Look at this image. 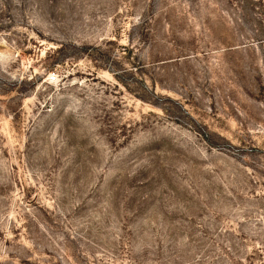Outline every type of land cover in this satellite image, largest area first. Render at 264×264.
I'll list each match as a JSON object with an SVG mask.
<instances>
[{"label": "rangeland", "instance_id": "374dc122", "mask_svg": "<svg viewBox=\"0 0 264 264\" xmlns=\"http://www.w3.org/2000/svg\"><path fill=\"white\" fill-rule=\"evenodd\" d=\"M0 264H264V0H0Z\"/></svg>", "mask_w": 264, "mask_h": 264}]
</instances>
